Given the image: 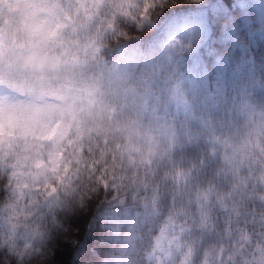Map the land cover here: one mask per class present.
<instances>
[{
	"label": "clouds",
	"instance_id": "obj_1",
	"mask_svg": "<svg viewBox=\"0 0 264 264\" xmlns=\"http://www.w3.org/2000/svg\"><path fill=\"white\" fill-rule=\"evenodd\" d=\"M0 264H264V0H0Z\"/></svg>",
	"mask_w": 264,
	"mask_h": 264
}]
</instances>
